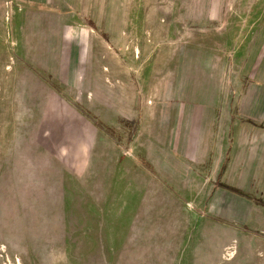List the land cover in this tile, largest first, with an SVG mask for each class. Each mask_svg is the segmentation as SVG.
<instances>
[{
	"label": "rangeland",
	"instance_id": "374dc122",
	"mask_svg": "<svg viewBox=\"0 0 264 264\" xmlns=\"http://www.w3.org/2000/svg\"><path fill=\"white\" fill-rule=\"evenodd\" d=\"M0 264H264V0H0Z\"/></svg>",
	"mask_w": 264,
	"mask_h": 264
},
{
	"label": "trees",
	"instance_id": "16d2710c",
	"mask_svg": "<svg viewBox=\"0 0 264 264\" xmlns=\"http://www.w3.org/2000/svg\"><path fill=\"white\" fill-rule=\"evenodd\" d=\"M96 125L100 128V129H103V131L104 132H108V133H110V132H112V129L111 128H106V129H104L102 126V124H99V123H96ZM112 134V133H111Z\"/></svg>",
	"mask_w": 264,
	"mask_h": 264
},
{
	"label": "crops",
	"instance_id": "0c3cea01",
	"mask_svg": "<svg viewBox=\"0 0 264 264\" xmlns=\"http://www.w3.org/2000/svg\"><path fill=\"white\" fill-rule=\"evenodd\" d=\"M233 169V167H231Z\"/></svg>",
	"mask_w": 264,
	"mask_h": 264
}]
</instances>
